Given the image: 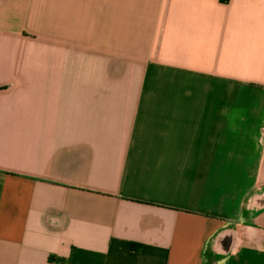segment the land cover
<instances>
[{"label":"crops","instance_id":"0c3cea01","mask_svg":"<svg viewBox=\"0 0 264 264\" xmlns=\"http://www.w3.org/2000/svg\"><path fill=\"white\" fill-rule=\"evenodd\" d=\"M262 186L264 0H0V264H264Z\"/></svg>","mask_w":264,"mask_h":264},{"label":"water","instance_id":"95a60500","mask_svg":"<svg viewBox=\"0 0 264 264\" xmlns=\"http://www.w3.org/2000/svg\"><path fill=\"white\" fill-rule=\"evenodd\" d=\"M243 208L246 216L244 225L250 227L254 226L256 217L264 212V186L255 189L249 195H247L244 200ZM220 235L221 233H218L214 237L213 241H217L218 239H220ZM236 240L237 242H240L241 235H239L238 239Z\"/></svg>","mask_w":264,"mask_h":264},{"label":"trees","instance_id":"16d2710c","mask_svg":"<svg viewBox=\"0 0 264 264\" xmlns=\"http://www.w3.org/2000/svg\"><path fill=\"white\" fill-rule=\"evenodd\" d=\"M218 1L221 2V3H227V2H228V0H218ZM129 247H130V248H139L140 245H131V244H130Z\"/></svg>","mask_w":264,"mask_h":264}]
</instances>
